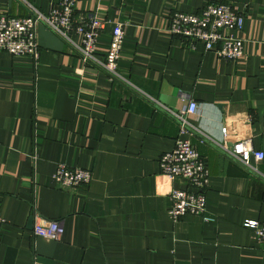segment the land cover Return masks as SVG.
Here are the masks:
<instances>
[{"label":"crops","instance_id":"1","mask_svg":"<svg viewBox=\"0 0 264 264\" xmlns=\"http://www.w3.org/2000/svg\"><path fill=\"white\" fill-rule=\"evenodd\" d=\"M27 1L46 11L59 0ZM217 1L245 17L237 60L168 31L173 11ZM92 12L106 21L101 57L123 24L126 82L83 62L43 23L37 62L0 51V264H264V246L243 225L264 221V178L220 146L250 138L264 151V0H81L75 17ZM28 13L22 0H0V14ZM190 101L199 106L191 139L209 166L211 219L174 222L169 194L188 185L161 172L159 158L180 133L169 110ZM251 161L264 174V158ZM60 163L92 170L91 183L60 188ZM42 219H60L63 235L36 236Z\"/></svg>","mask_w":264,"mask_h":264},{"label":"built area","instance_id":"2","mask_svg":"<svg viewBox=\"0 0 264 264\" xmlns=\"http://www.w3.org/2000/svg\"><path fill=\"white\" fill-rule=\"evenodd\" d=\"M22 1L29 8L27 15L0 14V51L15 56L27 55L37 62L40 58V46L36 27L43 23L65 40L83 62L102 68L113 79L127 81L119 71L125 38L121 22L113 25L109 47L101 57L97 53V43L106 21L93 12L76 18L75 10L81 0H59L46 11L27 0ZM244 18L231 3L208 2L197 12L173 11L169 16L168 31L188 40L192 46L200 43L207 51H214L222 58L237 60L245 55V41L236 35L243 28ZM74 35L79 37L78 41L73 38ZM198 107L196 101H190L186 108L169 110L179 121L180 133L174 147L160 156V170L171 177L184 179L188 185L187 188H173L169 194L171 204L168 215L174 222L186 215L211 219L207 214L209 166L191 139L198 129L189 120V115L195 114ZM222 133L226 136L227 126L222 127ZM220 146L224 152L264 178V174L251 161L252 158L257 162L263 160L264 151L255 149L250 138L235 141L231 146L224 141ZM53 178L60 188H77L89 185L93 172L87 168H72L60 163ZM4 223L5 218L0 213V230ZM243 225L264 246V221L248 219ZM33 233L36 236L59 239L64 233V225L60 219H42L35 223Z\"/></svg>","mask_w":264,"mask_h":264},{"label":"water","instance_id":"3","mask_svg":"<svg viewBox=\"0 0 264 264\" xmlns=\"http://www.w3.org/2000/svg\"><path fill=\"white\" fill-rule=\"evenodd\" d=\"M42 260L46 261V259H45V258H42Z\"/></svg>","mask_w":264,"mask_h":264}]
</instances>
